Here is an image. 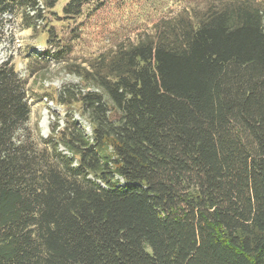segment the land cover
Instances as JSON below:
<instances>
[{"label": "trees", "instance_id": "obj_1", "mask_svg": "<svg viewBox=\"0 0 264 264\" xmlns=\"http://www.w3.org/2000/svg\"><path fill=\"white\" fill-rule=\"evenodd\" d=\"M57 1L0 0V18L34 30ZM189 12L77 64L72 97L42 91L90 135L71 114L34 132L0 63V264H264V0Z\"/></svg>", "mask_w": 264, "mask_h": 264}, {"label": "rangeland", "instance_id": "obj_2", "mask_svg": "<svg viewBox=\"0 0 264 264\" xmlns=\"http://www.w3.org/2000/svg\"><path fill=\"white\" fill-rule=\"evenodd\" d=\"M68 1L58 0L52 9H45V19L37 21L34 30L23 25L20 13L7 12L0 18V63L9 60L26 78L28 124L42 137L50 134L53 122L58 128L68 123L70 114L85 133L91 134L88 121L76 105H54L41 96L42 91L67 87L72 97L75 86L84 85L74 72L77 64L87 66L98 54H110L120 46L155 36L174 19L190 16V8L203 10L207 0H159L157 4H150L149 0H85L81 13L75 16L62 11ZM39 6L43 4L39 2ZM31 55L40 56L38 60H27ZM43 56L47 61H40ZM31 67L33 70L29 71Z\"/></svg>", "mask_w": 264, "mask_h": 264}]
</instances>
